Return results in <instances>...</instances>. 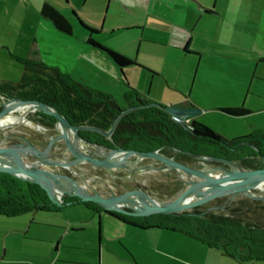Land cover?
Masks as SVG:
<instances>
[{
    "label": "crops",
    "instance_id": "1",
    "mask_svg": "<svg viewBox=\"0 0 264 264\" xmlns=\"http://www.w3.org/2000/svg\"><path fill=\"white\" fill-rule=\"evenodd\" d=\"M63 1L72 4L71 17L60 11L72 25L69 34L75 36V25H80V42L85 40L88 43L87 39L92 37L100 44L135 60L138 65L121 68L101 50L89 45L79 53L85 65L77 69L78 75L76 65L71 68L54 67L77 82L111 94L118 103L120 101L115 92L123 90V98L125 92L136 91L141 98L149 101L196 107L199 104L195 101L193 88L198 71L201 68L215 71L221 68L225 71L229 64V68L235 66L241 71L242 59L247 60L249 30L251 33L255 31L252 37H264V0ZM51 5L58 9L56 5ZM129 30H135V36L139 38L136 54L133 53L134 47L127 48L128 53H125L98 37L104 33L120 34ZM33 53V59L46 63L42 55L35 51ZM243 66L246 67V63ZM23 71L22 66L20 78ZM19 80L0 79V83L15 85ZM126 103L124 98V103L120 104L125 106ZM192 119L197 121L196 116ZM30 213L35 212L0 215V220L11 224L10 230H4L3 234L13 235L10 247L5 243L1 245L3 253L0 258L7 264H235L234 261L238 260L225 254L220 247L182 232L162 227H134L106 212L100 213H106L119 222L118 238L125 252L117 254L114 249V254L109 258V253L100 243L99 226L95 257L90 258L84 252L75 256L71 249L85 248L66 240L67 235L59 237V233L43 232L38 225L46 223L35 220V214ZM78 230L81 229L73 228L69 234H75ZM34 240L49 241L39 245L34 244ZM16 249L38 253L41 259L27 261L17 258L12 255Z\"/></svg>",
    "mask_w": 264,
    "mask_h": 264
},
{
    "label": "rangeland",
    "instance_id": "2",
    "mask_svg": "<svg viewBox=\"0 0 264 264\" xmlns=\"http://www.w3.org/2000/svg\"><path fill=\"white\" fill-rule=\"evenodd\" d=\"M45 1L56 5L59 11L71 17L72 4H66L63 0H0V79L19 80L22 65L12 55L32 58L34 51L36 54L42 55L44 61L50 66L59 65L62 68H71L76 65L77 75L79 74L77 69L85 65L84 60L80 59L79 53L83 49L89 48V44L85 40L79 41L78 35L82 27L75 25V36L58 30L50 19L41 14L40 10ZM136 34L135 30H129L121 31L120 34L104 33L98 37L102 39V42L125 53H128L127 48L134 47L133 53L136 54L139 44ZM254 34L255 31L251 33L249 30L246 41L247 60L242 59L241 71L235 66L229 68V64L225 71L221 68L217 71L201 68L196 74L197 81L193 88V95L199 104L196 107L201 109V112L196 114L197 121L228 139L264 133V37H252L251 35ZM245 63L246 67L243 66ZM198 86L207 89L198 88ZM115 93L120 103H124L123 90H117ZM236 106H242L249 112L232 115L224 111L225 107ZM202 148L208 149L209 147ZM108 172L103 170L102 174L106 176ZM164 172H167V175ZM121 173L124 174L123 171ZM174 183L173 171L170 169L162 173L160 171L136 172L127 181L129 188L141 189L159 197L166 196L165 193L170 194L171 189L176 188ZM160 187L164 189L162 192H160ZM189 208L191 207L188 206L186 209ZM32 212H35L30 213L35 214V220L46 223V225H38L43 228V232L47 230V232L59 233V237L67 235L66 240L76 243L79 245L78 247L85 248L83 250L71 249L75 256L84 252L90 258L95 257V250L99 242V226L100 243L103 244L105 252L109 253L107 256L109 255L108 257L111 258L114 249L117 254L125 252L120 238H118L120 235L119 222L106 213H98L81 203L64 205L56 211L38 210ZM147 217L151 221L161 218L162 221L168 222L165 217L156 214ZM10 226L11 224L0 220V256L3 253L1 245L5 243L10 247L12 244L13 235L11 233L3 234L4 230H10ZM73 228L81 230L70 235L69 230ZM47 241L49 240H34L33 242L42 245L47 244ZM15 243L20 245L18 242ZM12 255L27 261L41 259L40 254L28 250L19 251L16 249ZM87 258L89 259V257ZM234 262L235 264H264V261L242 262L239 259ZM0 264L7 263L0 258Z\"/></svg>",
    "mask_w": 264,
    "mask_h": 264
},
{
    "label": "trees",
    "instance_id": "3",
    "mask_svg": "<svg viewBox=\"0 0 264 264\" xmlns=\"http://www.w3.org/2000/svg\"><path fill=\"white\" fill-rule=\"evenodd\" d=\"M40 11L58 30L65 33L72 32L70 21L50 3L44 2ZM87 42L101 50L121 68L138 65L135 60L100 44L92 37H89ZM12 57L24 68L18 83H29L37 87V91L41 93L51 92L57 108L67 112L75 123H95L107 129L111 120L117 116L118 113L112 111L116 107V101L111 94L77 82L68 74L42 61L15 55ZM4 86H9L14 92L17 91V87L15 88L13 84L0 83V88ZM124 98L130 106L133 105L134 100L148 101L141 98L136 91L125 92ZM224 111L232 115L249 112L242 106L225 107ZM257 137L263 138L264 133L228 139L194 119L192 128H186L171 119L162 108L147 103L125 110L113 131V138L119 146L139 149L156 148L162 144L168 147L193 149L191 145H197V142L208 145H235L241 140ZM178 156L181 159L190 157L185 153ZM77 202L88 205L80 200ZM60 207L51 202L40 185L0 172V215L14 216L38 210L56 211ZM227 209L231 212H206L195 215L196 212L181 211L156 214L165 217L168 222L162 221L161 218L151 221L147 216L141 217L144 220L138 222L115 212L106 213L134 227L142 229L162 227L182 232L209 245L220 247L225 254L241 261H264V212H257L260 209L264 210V203L252 198H239L227 206Z\"/></svg>",
    "mask_w": 264,
    "mask_h": 264
},
{
    "label": "water",
    "instance_id": "4",
    "mask_svg": "<svg viewBox=\"0 0 264 264\" xmlns=\"http://www.w3.org/2000/svg\"><path fill=\"white\" fill-rule=\"evenodd\" d=\"M147 105H155L162 108L170 115L171 119L184 127H187L185 124L187 119L201 112V109L195 106L162 104L157 101H149ZM128 109H131V107ZM35 110H40L54 117L55 121L52 129L55 131V134L53 137L47 136L39 124L27 118V114ZM122 113L123 111L117 115L109 130H103L95 126L73 124L54 106L45 102L34 99H22L19 97H5L0 93V130L16 127L21 124L30 126L49 139L48 146L54 141L62 140L75 157L104 168H125L128 171H132L134 170V168H132L134 163L144 158L156 159L161 162L158 169L173 170L183 183V187L175 198L167 201H151L145 196L135 192H127L109 197H102L96 191L94 193H89L87 188L77 180L70 178L58 179L55 176L36 169L35 166L37 164L35 162H21L12 152L2 146V141H0V172L40 185L46 191L51 202L55 203L57 206L62 205L63 194L66 193L72 194L84 202H95L106 210L120 211L119 206L130 207L132 210L126 212L136 216L151 215L154 213L168 214L181 211L195 202L203 201L222 193H230L231 199L241 194L264 201V156L262 161L263 167L261 169L245 170L232 159L195 153L192 151L185 152L192 154L196 159L203 161H221L226 163L227 166H210L202 164L199 167H193L157 149L138 150L115 146L109 150H97L95 154L99 157L89 154L87 150L93 152L96 147H99H95L92 143H90L91 148L83 146L87 141L81 137L79 130L91 129L98 131L105 137H109L114 129L116 121L120 118ZM244 142L245 141H241L239 143L241 144ZM28 144L30 143L28 142ZM175 149L181 150L179 148ZM35 153L39 156H47V154ZM129 157H134V159L131 160ZM52 163L57 164L58 161ZM185 187H187L188 190L183 192ZM69 203L71 202L66 201V204ZM203 213L205 212L194 214L201 215Z\"/></svg>",
    "mask_w": 264,
    "mask_h": 264
},
{
    "label": "flooded vegetation",
    "instance_id": "5",
    "mask_svg": "<svg viewBox=\"0 0 264 264\" xmlns=\"http://www.w3.org/2000/svg\"><path fill=\"white\" fill-rule=\"evenodd\" d=\"M14 87L15 88L17 87L16 92H14L13 89L10 88L9 86H4L3 88H0V93H2L5 97H19L22 99H34L41 102H45L49 105L54 106L59 112L64 114L73 124L95 126L100 129H103L95 123H88V122L75 123L72 117L67 112L60 111L57 108V105L54 104V96H52L51 92L41 93L37 91V87H33L31 86V84L25 82L16 83ZM132 102L133 105L131 106L128 103H126L125 106H121L116 101V107L115 109H112V111L115 113L117 112L118 113L117 115H119L121 111L124 112L125 110H129L128 108L130 107L134 108L135 106H143L147 102H149V100L147 102H143V100H134ZM27 118L34 120L37 124H39L41 128H43L47 136L49 137L54 136L55 131L52 129V126L55 119L52 115L45 114L40 110H35L29 112L27 114ZM115 118L111 120L112 122L109 125V127L103 130H109ZM192 120L193 119L191 117L185 121V124L187 126L186 128H192ZM113 131L111 132L109 137H105L98 131L91 129H80L79 133L81 137L85 141H87V143L86 142L84 144L82 143L83 146L87 148H91L90 143H92L93 145H95V147L96 146L99 147V148L96 147V149L93 150V152L87 150V152L92 156L99 157L97 156V154H95L97 150L100 151L109 150L110 148L119 146L118 143L113 138ZM24 138L31 145L28 144V142ZM0 141H2V146L7 150H9L10 152H12L21 162L23 163L35 162L37 164L35 166L36 169L44 173H47L49 175L55 176L58 179L70 178L73 180H77L87 188L89 193H94L96 191L102 197H109L112 195H119L127 192H135L145 196L148 200L151 201H167L175 198L179 194L181 188L183 187V183L181 182L180 178H178L175 172L172 170L175 180L174 185L176 188H172L170 194L165 193L166 196L164 197L153 196L149 193L144 192L141 189H131L127 185V181L128 179H131L134 173L141 171H160L162 173L163 171L169 169H158V167L161 165V162L153 158H144L138 161L137 163H134L132 165V168H134V170L132 171H128L125 168H104V167L95 166L91 163L82 161L77 157H75V155H73V153L67 148L66 144L62 140L54 141L52 144H50V146H48L49 139L47 137L43 136L40 132L34 130L30 126L24 124L18 125L16 127H9L0 130ZM241 141H245V142L240 144L239 142ZM241 141H239L235 145L210 144L209 146L204 143L197 142V145L199 143L198 146L191 145L193 149L179 148L181 150L175 149L178 147L175 146L168 147L165 146L164 144L157 146L156 148L152 147L149 149H139V148H134V149H138V150L157 149L158 151L171 155L178 161L193 167H199L202 164L210 165V166H219V165L227 166V164L221 161L199 160L194 158L192 154H189L185 151H192L195 153H202L206 155H213V156L232 159L234 162H236L239 166H241L245 170L261 169L263 167L262 161L264 156V138L262 137L250 138V139L248 138ZM249 143L252 145H250ZM201 145H203L202 147L207 146L209 148L208 149L202 148ZM34 151L40 154H47V156H39ZM181 153H185L190 157L185 159L178 158L179 157L178 155ZM129 158L131 160L134 159V157H129ZM54 161H58V163L53 164L52 162ZM250 165L254 166V168H251ZM103 170L109 171L108 173H106V176L102 174ZM122 171L124 172V174L121 173ZM164 173L165 175H167V172ZM165 189H167V187H165ZM186 189L187 187L183 189V192L188 190ZM163 190L164 189L160 187V192H162ZM237 198L239 199V198H250V197L239 194L234 199H231L230 193H222L214 197H211L209 199L195 202L192 205H190L191 208L184 209L181 211L196 212V213L231 212L230 210L227 209V206L231 205L235 200H237ZM78 200L80 199H78L76 196L65 193L63 194V203L60 206L76 204L79 203L77 202ZM66 201H70L71 203L66 204ZM257 201L259 203H264L263 200H257ZM72 202H76V203H72ZM80 202H84V201L80 200ZM85 203H88V205H86L87 207H90L98 212H115L126 217L129 220H136L138 222L144 220L143 218H141L144 216H136L129 212H126L132 210L130 207L119 206L120 211H116V210H106L92 201H88ZM214 206H219V207H214ZM181 211H177V212H181ZM257 212H264V210L260 209ZM154 214H158V213H154ZM145 216H149V215H145Z\"/></svg>",
    "mask_w": 264,
    "mask_h": 264
}]
</instances>
